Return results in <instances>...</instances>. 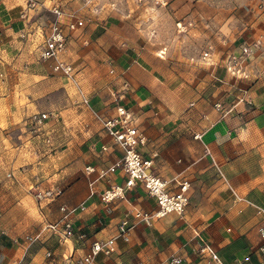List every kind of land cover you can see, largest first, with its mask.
Listing matches in <instances>:
<instances>
[{
    "label": "crops",
    "instance_id": "0c3cea01",
    "mask_svg": "<svg viewBox=\"0 0 264 264\" xmlns=\"http://www.w3.org/2000/svg\"><path fill=\"white\" fill-rule=\"evenodd\" d=\"M37 1L43 6L35 9H26L24 0L0 1V156L13 157L8 167L18 170L23 155L22 160L33 164L24 173H41L24 179L38 191L31 205L44 214L35 213L29 225L36 231L21 236L2 230L0 221V261L79 264L92 242L116 235L128 204L155 211L154 199L137 182L124 189L123 198L101 201L110 188L124 187L126 176L120 169L107 172L121 152L93 113L111 119L122 107L145 137L138 151L151 162L150 172L167 181L171 192L182 182L189 184L188 206L182 216L169 214L152 219L149 226L138 225L128 242L117 241L114 253H100L92 264H172V259L214 264L199 252L194 233L206 240L220 264H263L257 248L264 246L259 233L264 218L235 196L264 208V56L256 54L245 68L247 77L235 80L223 68L226 55L218 52L216 41L209 60H185L148 41L132 18L79 14L83 27L68 34L62 57L88 97L89 105L80 108L70 82L52 72L50 62L33 64L37 54L32 55L29 39L21 38L27 21L29 27H41L45 8L58 0ZM240 90H246L247 104L226 114ZM217 103L222 111L214 108ZM36 113L50 118L31 132L28 119ZM41 158H47L44 165ZM88 167L93 169L89 175ZM101 172L107 173L99 177ZM56 190L59 195L46 196ZM62 205L83 206L71 222L84 240L75 235L61 240L42 231L46 223L58 220ZM39 233L32 243L25 241Z\"/></svg>",
    "mask_w": 264,
    "mask_h": 264
},
{
    "label": "built area",
    "instance_id": "2783aa9c",
    "mask_svg": "<svg viewBox=\"0 0 264 264\" xmlns=\"http://www.w3.org/2000/svg\"><path fill=\"white\" fill-rule=\"evenodd\" d=\"M1 1V0H0ZM26 9H34L40 5L37 0H24ZM138 1V0H137ZM158 3L159 0H154ZM47 12L46 21L37 29L39 36V45L37 47V58L42 62H50L52 72L66 78L79 102L82 106L87 107L89 100L81 87L73 76V68L63 59V54L66 51L68 34L83 27V21L77 10L65 8L61 5L52 4L45 8ZM24 17L26 16L23 14ZM262 46V41L258 37L249 43L241 45L237 51L229 53L225 56L223 68L225 72L235 80L245 79L247 77L245 68L250 64L251 60L258 53ZM210 49L202 53V60L210 59ZM240 96L236 98L235 104L226 112L230 113L237 104L246 103V90H240ZM217 111H222L220 103L214 105ZM94 118L101 124L104 131L112 139L113 144L120 150V159L111 166L107 172H114L120 169L126 176L124 187L114 186L101 196L103 203H109L115 198H123L124 189H130L135 186L136 182L141 184L147 192L148 196L154 199L156 209L154 212H144L136 209L131 204H128L129 210L119 222L116 235L107 238L103 241H94L89 246L88 253L82 258L79 264H92L95 258L100 254L110 255L116 250V242H128L130 233L140 224L149 226L152 219L162 218L169 214L182 216L188 206V189L189 184L182 182L178 184V190L171 192L167 181L154 176L150 172L151 162L141 158L138 148L146 142L145 137L133 125L131 114L122 107L116 108V116L111 119H103L96 112L93 113ZM50 116L46 113H36L29 117L28 127L31 132H36L49 120ZM195 139H199L200 135H195ZM50 143L49 139L45 141ZM105 150V148H103ZM107 172H101L99 177L104 176ZM87 175L93 173V169L85 168ZM93 182H90L91 186ZM60 191L47 192L46 196L59 195ZM238 202H245L247 205L255 209L256 214L264 218V208L235 196ZM61 216L52 223H46L42 231L48 230L56 234L61 240L70 239L76 236L79 240H84L85 235L76 234L72 227L71 216L77 211L84 210L80 205L74 208L60 206ZM41 231V232H42ZM260 238L264 239V228L259 229ZM37 234L35 237H26L25 241L32 243L40 237ZM194 238L198 241L200 247L199 252L205 254L214 264H220L218 255L209 246L206 240L199 234L194 233ZM257 252L264 256V246L257 248ZM172 264H180L179 259H172ZM264 264V257H263ZM0 264H4L0 261ZM20 264V262L13 263Z\"/></svg>",
    "mask_w": 264,
    "mask_h": 264
},
{
    "label": "rangeland",
    "instance_id": "374dc122",
    "mask_svg": "<svg viewBox=\"0 0 264 264\" xmlns=\"http://www.w3.org/2000/svg\"><path fill=\"white\" fill-rule=\"evenodd\" d=\"M56 2L57 5L77 10L81 16L87 14L96 16L103 13L122 19L132 18L144 31L148 41L153 39L161 49H170L185 60L189 56L201 58L202 53L208 49L213 53L212 41H216L220 54L227 55L258 37L262 41V46L257 56L261 58L264 56V0H159L158 3L154 0H58ZM24 18L26 21L27 17ZM195 21L204 24L198 27L194 24ZM28 25L27 21L21 38L25 41L29 39L32 55L34 53L36 55L40 41L38 28ZM36 63L49 64L35 57L33 64ZM77 105L82 106L80 102ZM12 140H17V136H12ZM1 154L4 153L0 152ZM20 158L18 162L20 167L18 170H12L8 167V162L13 161L14 158L0 156V221L2 230L8 233L15 230L21 236L29 230L32 233L36 231L34 230L36 227H30L29 220L34 218L35 213L44 214V209L37 204L31 205L30 199L33 200L38 191L30 184L25 185L26 178L24 179L27 174L35 179L38 175L41 176V173H24L33 164L27 159L22 160L25 158L23 155ZM46 162L47 158L39 160L42 165ZM17 171L22 172L21 177ZM244 206L254 210L247 204Z\"/></svg>",
    "mask_w": 264,
    "mask_h": 264
}]
</instances>
